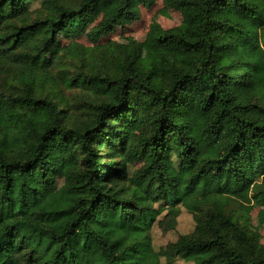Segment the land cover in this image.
Here are the masks:
<instances>
[{
	"label": "trees",
	"instance_id": "trees-1",
	"mask_svg": "<svg viewBox=\"0 0 264 264\" xmlns=\"http://www.w3.org/2000/svg\"><path fill=\"white\" fill-rule=\"evenodd\" d=\"M156 1L0 0V71L23 78L0 95V264H264L244 227V207H264V0H163L186 29L153 28L149 69L137 46L104 49L76 82L99 98L75 127L35 91L61 33L129 25ZM182 209L194 231L155 250Z\"/></svg>",
	"mask_w": 264,
	"mask_h": 264
},
{
	"label": "rangeland",
	"instance_id": "rangeland-1",
	"mask_svg": "<svg viewBox=\"0 0 264 264\" xmlns=\"http://www.w3.org/2000/svg\"><path fill=\"white\" fill-rule=\"evenodd\" d=\"M34 7L35 13H43L39 2ZM100 21L101 15H98L82 35L61 33L58 36L56 46L46 55L50 62L48 69L43 74L37 75L34 82L38 97L54 101L59 109L63 110L60 119L68 128L86 122L93 116L92 104L95 103L96 98H99V95L83 87H76V82L78 83L81 72L89 73L102 70L101 67H104L105 64L103 60L98 61V59H105L103 56L104 49H108L111 43L137 46L142 49L139 66L143 69H149L151 60L146 51L153 28L159 27L163 30H169L174 28L186 29L187 27V21L181 12L166 8L163 0H157L155 5L150 8L142 6L141 19L129 25L99 30ZM95 31H99V33L95 34ZM76 45L86 49V52L81 54L75 48ZM22 85L23 78L18 72H14L12 69H7L5 73L0 71V95L20 93ZM131 136H138V132L131 131ZM147 163V157L140 156L133 161L132 169H141ZM64 183V178L59 177L56 182L57 194H61ZM244 210L247 218L244 227L248 231L258 233L260 242L264 245V207L251 204L245 206ZM194 229L193 216L182 209L175 230L164 233L157 225L153 228L152 239L155 250L159 251L170 243L176 242L182 235L191 234ZM162 263L166 264L165 259L162 260ZM174 264L193 263L178 259Z\"/></svg>",
	"mask_w": 264,
	"mask_h": 264
}]
</instances>
